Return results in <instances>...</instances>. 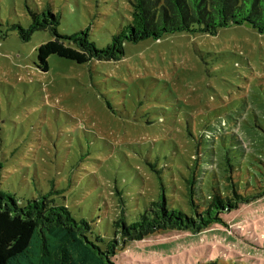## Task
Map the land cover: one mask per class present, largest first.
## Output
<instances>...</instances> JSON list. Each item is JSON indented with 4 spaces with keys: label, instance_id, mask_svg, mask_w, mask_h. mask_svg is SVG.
<instances>
[{
    "label": "rangeland",
    "instance_id": "1",
    "mask_svg": "<svg viewBox=\"0 0 264 264\" xmlns=\"http://www.w3.org/2000/svg\"><path fill=\"white\" fill-rule=\"evenodd\" d=\"M47 6L63 17L60 34L91 27L100 48L131 20L128 0H0L1 191L25 205L60 190L63 197L56 199L77 220L93 221L95 230L112 238L116 191L129 214L155 198L160 180L149 170L153 163L172 199L177 151L195 161L196 152L209 154L201 149L224 150L219 135L239 141L236 133L258 156L252 162L260 183L248 191L264 192L263 34L247 26L217 36L174 34L127 44L118 62L78 65L52 56L50 71L42 72L37 50L53 39L49 32L29 42L3 34L13 24L29 26L28 9ZM202 119L216 124L203 133ZM202 136L204 146L197 149ZM225 220L227 227L198 234H157L125 247L114 262L264 264V197Z\"/></svg>",
    "mask_w": 264,
    "mask_h": 264
},
{
    "label": "trees",
    "instance_id": "2",
    "mask_svg": "<svg viewBox=\"0 0 264 264\" xmlns=\"http://www.w3.org/2000/svg\"><path fill=\"white\" fill-rule=\"evenodd\" d=\"M128 1L131 20L113 35L105 48L93 41L91 27L72 35L60 34L63 17L51 6L42 11L28 9L30 25H10L3 37L16 33L21 40L29 42L36 33L49 32L53 39L37 50L38 68L49 72L52 56L78 65L93 61L118 62L125 57L127 44L160 41L174 34L217 36L222 29L247 26L264 35V0ZM206 116L208 119L215 117L209 113ZM209 122L202 119V124L207 126L203 133L216 124L209 125ZM189 133L192 136L194 131L190 129ZM232 134L239 141H231L227 138L229 135H219L217 140L223 151L216 147L201 149L204 146L202 136L197 149L209 151V154L201 156L196 152L198 158L196 156L194 162L192 157L184 158L177 151L173 176L178 179L172 199L167 195L168 184L164 182L163 172L153 163L149 164V170L160 180L155 198L145 200L144 206L129 214L126 198L116 191V216L110 221L112 238L95 230L93 221L77 220L69 206L56 199L63 197L60 190L52 188L48 194L33 198L25 205L0 190V264H116L114 258L125 247L143 243L157 234H198L214 226L227 227L226 215L264 197V192L252 194L248 191L253 183H260L253 171L258 170L253 164L258 156L236 133ZM208 144L212 146L213 143ZM242 172L246 184H241ZM194 264L230 263L211 260Z\"/></svg>",
    "mask_w": 264,
    "mask_h": 264
}]
</instances>
